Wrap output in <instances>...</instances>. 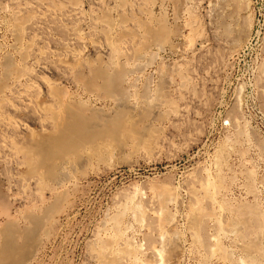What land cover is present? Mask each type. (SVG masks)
Listing matches in <instances>:
<instances>
[{"label":"rangeland","instance_id":"rangeland-1","mask_svg":"<svg viewBox=\"0 0 264 264\" xmlns=\"http://www.w3.org/2000/svg\"><path fill=\"white\" fill-rule=\"evenodd\" d=\"M263 223L264 0H0V231H33L21 264H263Z\"/></svg>","mask_w":264,"mask_h":264},{"label":"bare ground","instance_id":"bare-ground-1","mask_svg":"<svg viewBox=\"0 0 264 264\" xmlns=\"http://www.w3.org/2000/svg\"><path fill=\"white\" fill-rule=\"evenodd\" d=\"M125 4H126V2H125ZM148 11H149V10H148ZM132 12H133V11H132ZM152 15H153V14H152ZM110 17H111V16H110ZM19 19H20V18H19ZM109 20H110V19H109ZM106 21H107V20H106ZM134 21H135V20H134ZM148 21H149V20H148ZM158 21H159V20H158ZM124 22H125V21H124ZM131 22H132V21H131ZM25 23H26V22H25ZM122 23H123V22H122ZM122 23H121V24H122ZM26 24H27V23H26ZM104 24H105V23H104ZM106 24H107V23H106ZM145 24H146V23H145ZM122 25H124V24H122ZM149 25H150V24H149ZM12 26H13V25H12ZM111 26H112V23H111ZM109 28H110V26H109ZM112 28H113V27H112ZM157 29H158V28H157ZM126 30H127V29H126ZM20 31H21V30H20ZM74 31H75V30H74ZM133 31H134V30H133ZM101 32H102V31H101ZM103 32H104V30H103ZM128 32H129V31H127V34H128ZM167 32H168V31H167ZM148 33H149V32H148ZM148 33H147V34H148ZM106 34H107V33H106ZM154 34H155V33H154ZM126 36H127V35H126ZM154 36H155V35H154ZM133 37H134V36H133ZM164 37H165V36H164ZM32 38H33V37H32ZM121 38H122V37H121ZM121 38H120V39H121ZM128 38H130V37H128ZM168 38H169V37H168ZM122 39H125V37L122 38ZM139 39H140V38H139ZM128 40H129V39H128ZM133 40H134V39H133ZM136 40H137V39H136ZM159 40H161V39H159ZM145 41H146V40H145ZM163 41H164V39H163ZM163 41H162V42H163ZM165 41H166V40H165ZM107 42H108V41H107ZM115 42H116V41H115ZM119 42H120V41H119ZM170 42H171V41H170ZM142 43H143V42H142ZM144 43H145V42H144ZM117 44H118V43H117ZM165 44H166V43H165ZM160 45H161V44H160ZM114 46H115V44H114ZM142 46H143V44H142ZM154 46H155V45H154ZM163 46H164V45H163ZM135 47H136V46H135ZM158 47H159V46H158ZM136 48H137V47H136ZM139 48H141V47H139ZM162 48H163V47H162ZM141 49H142V48H141ZM141 49H138V51H140ZM143 49H144V48H143ZM143 49H142V52H143ZM149 49H150V48H149ZM136 50H137V49H136ZM118 51H119V49H118ZM142 52H141V53H142ZM145 52H146V51H145ZM120 53H121V51H120ZM136 53H137V52H136ZM139 53H140V52H139ZM141 53H140V54H141ZM147 53H148V52H147ZM140 54H137V56L140 57V56H141ZM120 55H121V54H120ZM139 55H140V56H139ZM153 56H154V55H153ZM135 57H136V56H135ZM135 57H134V58H135ZM143 57H144V56H143ZM124 58H125V57H124ZM134 58H133V59H134ZM148 58H149V57H148ZM114 59L116 60L117 58L114 57ZM125 59H126V58H125ZM141 59H143V58L141 57ZM141 59H137V60L140 61ZM144 59H145V58H144ZM146 59H147V58H146ZM146 59H145V60H146ZM101 60H102V59H101ZM115 60H114V61H115ZM137 60H134V61H137ZM147 60H148V59H147ZM150 60H151V59H150ZM90 61H91V60H90ZM126 61H128V60H126ZM138 61H137V62H138ZM104 62H105V61H104ZM143 62L145 63L146 61H143ZM143 62H142V63H143ZM153 62H154V61H153ZM153 62H152V63H153ZM115 63H116V62H115ZM117 63H118V62H117ZM134 63H135V62H132V66H133V67H134V65L136 66V64H137V63H136V64H134ZM142 63H141V65H142ZM146 63H147V62H146ZM150 63H151V62H150ZM118 64H122V63H118ZM127 64L129 65V63H127ZM127 64H126V67H128ZM130 64H131V63H130ZM76 65H77V64H76ZM113 65H114V64H113ZM138 65H140V64L138 63ZM90 66H91V65H90ZM117 67H118V65H117ZM117 67H116V68H117ZM122 67L125 68V66H122ZM147 67H148V66H147ZM175 67H176V66H175ZM7 68H8V67H7ZM110 68H111V67H110ZM124 68H123V69L120 68V70H121V71H122V70L124 71ZM130 68H131V67H130ZM136 68H137V67L132 68V69H136ZM162 68H163V67H162ZM128 69H129V68H128ZM96 70H98V69H96ZM96 70H95L94 72H98V71H96ZM112 70H113V69H112ZM120 70L117 71V72H120V73H119L120 75L118 74V75H119V79H118V80H115V82H117V83H115L116 85L113 84V85H115L114 90H115V89H116V90H115V91L112 90L111 92L114 93V95L116 94V95L118 96V97L116 98V101L118 100V101H121V102L123 103V102L126 101V98H127L126 96L129 97V94H128V93H129L130 91L126 94V93L124 92L123 89H122V90H121V88H120V90L118 89L119 87H122V86H123V85H122V86H119V87H118V84H119L118 82H119V81H121L120 83H122V82L124 83V81L126 82V80H125V78H126L125 75H126V74H124V72H123V71L121 72ZM126 70H127V69H126ZM130 70H131V69H130ZM173 70H174V69H173ZM103 71L106 72L105 69H104ZM131 71H132V70H131ZM131 71H130V72H131ZM133 71H134V70H133ZM115 72H116V70H115V68H114V74H116ZM130 72H129V73H130ZM134 72H135V71H134ZM91 73H92V72H91ZM125 73H126V71H125ZM131 73H132V72H131ZM131 73H130V74H131ZM78 74H79V73H78ZM82 74H83V73H82ZM96 74H98V73H96ZM101 74H102V73H101ZM101 74H99V75H101ZM103 74H104V73H103ZM103 74H102V75H103ZM110 74H112V72H111ZM110 74H105V75L108 76V75H110ZM133 74H136V73H133ZM102 75H101V76H102ZM118 75H114V76H118ZM127 75H128V74H127ZM131 75H132V74H131ZM131 75H130V76H131ZM167 75H168V74H167ZM96 76H97V75H96ZM93 77L95 78V76H93ZM93 77H92V78H93ZM109 77L111 78V76H108V77L106 78V79L108 80V83H109V82H112V80L109 81ZM136 77H137V76H136ZM151 77H152V76H151ZM160 77H161V76H160ZM165 77H166V76H165ZM180 77H181V76H180ZM112 78H113V77H112ZM84 79H85V78H84ZM95 79H96V78H95ZM106 79H104V80H105V83H107V80H106ZM149 79H150V78H149ZM189 79H190V78H189ZM85 80H86V79H85ZM92 80H93V79H92ZM96 80H98V79H96ZM104 80H103V81H104ZM151 80H152V79H151ZM165 80H166V79H165ZM83 81H84V80H83ZM89 81H90V80H89ZM89 81H88V82H89ZM100 81H101V80H100ZM78 82H79V81H78ZM91 82H92V81H91ZM93 82H94V80H93ZM98 82H99V81H98ZM98 82H97V83H98ZM101 82H102V81H101ZM133 82H134V81H133ZM137 82H138V81H137ZM145 82H146V81H145ZM145 82H144V83H145ZM163 82H164V81H163ZM183 82H184V81H183ZM183 82H182V83H183ZM188 82H189V81H188ZM113 83H114V82H113ZM129 83H130V82H129ZM129 83H128V85H129ZM102 84H103V83H102ZM109 84H110V83H109ZM126 84H127V83H126ZM126 84H125V85H126ZM150 84H151V83H150ZM90 85H91V84H90ZM92 85H93V83H92ZM99 85H100V84H99ZM103 85H105V84H103ZM103 85H102V86H103ZM107 85H108V84H107ZM107 85H105V87H106L107 89H106L104 86L102 87V91H103V88L106 89V90L104 89L105 91H103V92H106V94L108 93V92H107V91H108V87H107ZM113 85H111V86H113ZM120 85H121V84H120ZM133 85H134V84H133ZM145 85H146V84H145ZM148 85H149V84H148ZM108 86H109V85H108ZM130 86H131V85H129V86L126 87V88H128V90H129V89L131 88ZM168 86H169V85H168ZM92 87H93V86H92ZM97 87H98V86H97ZM97 87H96V88H97ZM129 87H130V88H129ZM132 87H133V86H132ZM161 87H162V86H161ZM166 87H167V86H166ZM94 88H95V87H94ZM99 88H101V86H100ZM109 88H110V87H109ZM126 88H125V89H126ZM149 88H150V87H149ZM162 88H163V87H162ZM111 89H112V88H111ZM133 89H134V87H133ZM159 89H161V88H159ZM97 90H98V88H97ZM128 90L126 89L125 91H128ZM92 91H94V89H92ZM156 91H157V90H156ZM159 91H160V90H159ZM136 92H137V91H136ZM95 93H97V91H95ZM98 93H99V92H98ZM130 93H131V92H130ZM132 93H133V92H132ZM100 94H101V93H100ZM106 94H105V95H106ZM125 94H126V95H125ZM135 94H136V93H135ZM147 94H148V93H146V95H147ZM108 95H110V91H109ZM116 95H115V96H116ZM143 95H144V92H143ZM106 96H107V95H106ZM106 96H104V97L106 98ZM110 96H113V95H110ZM133 96H134V95H133ZM137 96H138V95H137ZM71 97H72V96H71ZM108 97H109V96H108ZM145 97H146V96H145ZM143 98H144V97H143ZM146 98H147V97H146ZM151 98H152V97H151ZM108 99H109V98H108ZM113 99H114V98H113ZM134 99H135V98H134ZM160 99H161V98H160ZM129 100H130V97H129V99H128L127 101H129ZM110 101H111V100H110ZM143 101H144V100H143ZM159 101H160V100H159ZM68 102H69V101H68ZM135 102H136V101H135ZM72 103H73V102H72ZM122 103H121V105H122ZM125 103H127V102H125ZM149 103H150V102H149ZM67 104H68V103H67ZM70 104H71V103H70ZM70 104H69V105H70ZM115 104H116V102H115ZM117 104H118V103H117ZM127 104H128V103H127ZM130 104H131V103H130ZM154 104H155V103H154ZM74 105H75V104H74ZM112 105H113V104H112ZM64 106H66V105L64 104ZM119 106H120V105H119ZM128 106H129V105H128ZM132 106H133V105H132ZM151 106H152V105H151ZM165 106H166V105H165ZM103 107H104V106H103ZM125 107H126V106H125ZM148 107H149V106H148ZM152 107H153V106H152ZM82 108H83V107H82ZM145 108H146V107H145ZM126 109H127V108H126ZM63 110H64V109H63ZM100 110H101V109H100ZM131 110H132V109H131ZM75 111H76V110H75ZM103 111H104V110H103ZM157 111H158V110H157ZM159 113H160V112H159ZM77 114H80V113H77ZM107 114H108V113H107ZM131 115H132V114H131ZM83 116H85V115H83ZM109 119H111V117H110ZM78 120H79V119H78ZM88 120H89V119H88ZM114 120H115V119H114ZM82 121H83V120H82ZM101 121H102V120H101ZM101 121H100V122H101ZM65 122H66V121H65ZM103 122H105V120H103ZM107 122H108V121H107ZM107 122H106V123H107ZM109 122H110V121H109ZM106 123H105V124H106ZM88 124H89V123H88ZM81 125H82V124H81ZM81 125H80V127L83 126V125H82V126H81ZM86 125H87V123H86ZM102 125H103V124H102ZM65 126H66V125H65ZM78 126H79V125H78ZM116 127H117V126H116ZM59 128H60V127H59ZM106 128H107V127H106ZM71 129H72V128H71ZM79 129H80V128H79ZM82 129L86 130L85 127H82V128H81V131H82ZM87 129H88V128H87ZM92 129H93V128H92ZM107 129H108V128H107ZM118 129H119V128H118ZM120 129H121V128H120ZM66 130H67V129H66ZM77 130H78V129H77ZM68 131H72V130H68ZM68 131H67V132H68ZM238 131H239V130H238ZM86 132H87V131H86ZM59 133H60V132H59ZM68 133H69V132H68ZM91 133H92V132H91ZM71 134H72V133H71ZM83 134H84V133H83ZM56 135H57V134H56ZM63 135H64V134H63ZM85 135H86V134H85ZM102 135H103V134H102ZM102 135H101V136H102ZM108 135H109V134H108ZM110 135H111V134H110ZM130 135H131V134H130ZM66 137H67V134H66ZM66 137L64 136V138H66ZM71 137H72V135H71ZM73 137H74V136H73ZM83 137H84V136H83ZM85 137H86V136H85ZM92 137H93V136H92ZM237 137H238V136H237ZM79 138H80V137H79ZM67 139H68V138H67ZM113 139H114V138H113ZM113 139H112V140H113ZM54 141H55V140H54ZM64 141H65V139H64ZM91 144H93V143H91ZM101 144H102V143H101ZM58 145H59V144H56L55 147L58 146ZM66 145H67V144H66ZM85 145H86V144H85ZM104 145H107V146H108V144H105V143L103 144V146H104ZM107 146H106V147H107ZM47 147H48V146H47ZM59 147H60V146H59ZM83 147H84V146H83ZM102 148H103V147H102ZM50 149H51V148H50ZM76 149H78V147H77ZM81 149H82V148H81ZM81 149H80V150H81ZM82 150H83V149H82ZM101 150H102V149H101ZM101 150H100V151H101ZM232 150H233V149H232ZM76 151H78V150H76ZM83 151H84V150H83ZM105 151H106V150H105ZM40 152H41V151H40ZM222 152H223V151H222ZM76 153H77V152H76ZM99 153H100V152H99ZM105 153H106V152H105ZM107 153H108V152H107ZM39 154H41V153H39ZM66 154H67V153H66ZM100 154H101V153H100ZM77 155H78V153H77ZM51 156H52V155H51ZM67 156H68V155H67ZM82 156H83V155H82ZM62 157H63V156H62ZM62 157H60L61 160H59V163H57L58 166H56V167H59L58 169H60V170H62V169L64 170V168L66 167V165L69 164V166H70V163H71L69 158H65V159H63ZM68 157H69V156H68ZM78 157H79V155H78ZM52 158H53V157H52ZM221 158H222V157H221ZM37 160H38V159H37ZM72 161H73V160H72ZM220 163H221V162H220ZM227 164H228V163H227ZM54 166H55V165H54ZM220 166H221V165H220ZM45 167H46V166H45ZM67 167H68V166H67ZM67 167H66V168H67ZM35 168H37V167H35ZM228 168H229V167H228ZM54 169H55V170H54ZM56 169H57V168H53L54 171H56ZM58 169H57V170H58ZM44 171H45V170H44ZM66 171L68 172V170H66ZM38 172H39V171H38ZM48 172H49V171H48ZM51 172H53V171L51 170ZM64 172H65V170H64ZM58 173H59V172H58ZM64 174H65V173H63V175H64ZM255 174H256V173H255ZM51 175H52V174H51ZM53 175H54V173H53ZM66 175H68V174H66ZM250 176H251V175H250ZM54 177L57 178V180H58V175H54ZM54 177H53V179H55ZM59 177H60V176H59ZM65 177H66V176H65ZM67 177H68V176H67ZM218 177H219V176H218ZM220 177H222V175H221ZM63 178H64V177H63ZM63 178L61 177V179H63ZM222 178H223V177H222ZM59 179H60V178H59ZM252 179H253V178H252ZM63 180H65V179H63ZM223 180H224V179H223ZM223 180H222V181H223ZM214 181H215V180H214ZM222 181H221V182H222ZM60 182H62V181H60ZM208 183H209V182H208ZM254 188H255V187H254ZM214 195H215V194H214ZM206 197H207V196H206ZM60 199H61V198H60ZM66 199H67V198H66ZM177 201H178V200H177ZM178 203H179V202H178ZM217 204H218V203H217ZM42 205H43V204H42ZM47 205H48V204H47ZM179 205H180V204H179ZM229 205H230V204H229ZM192 207H193V206H192ZM240 208H241V207H240ZM247 208H248V207H247ZM252 208H253V207H252ZM235 210H236V209H235ZM238 210H239V207H238ZM244 210H245V207H244ZM247 210H249V209H247ZM255 210H256V209H255ZM257 210H258V209H257ZM24 211H25V210H24ZM29 211H30V210H29ZM64 211H65V210H64ZM236 211H237V210H236ZM240 211H241V209H240L238 212L240 213ZM252 211H253V210H252ZM49 212H50V211H49ZM229 212H230V211H229ZM246 212H247V211H245V213H246ZM250 212H251V210H250ZM25 213H27V212L25 211ZM239 213H237V215H238ZM257 213H258V212H257ZM241 214H242V213H241ZM249 214H250V213H249ZM254 214H255V213H254ZM254 214H253V215H254ZM30 215H31V214H30ZM201 215H202V214H201ZM212 215H213V214H212ZM244 215H245V214H244ZM250 215L253 216L252 214H250ZM256 215H257V214H256ZM31 216H32V215H31ZM242 216H243V215H242ZM248 216H249V215H248ZM248 216H247V217H244V216H243V217H244L245 219L248 218L249 220H248V219H247V220L250 221V218H251V217H250V216L248 217ZM193 217H194V216H193ZM210 217H211V216H210ZM243 217L241 218V221H242ZM36 218H37V217H36ZM196 220H198V219L196 218ZM200 220H201V218H200ZM238 220H240V219L238 218ZM32 221H33V225H34V228H32V229L37 228L36 230H38V227H37V226L40 225L39 222H38V220H32ZM196 222H197V221H196ZM246 222H247V221H246ZM246 222H244V223H245L244 225H247V227H248V224H250V223H246ZM44 223H45V222H44ZM44 223H42V226L44 225ZM234 223H235V222H234ZM263 224H264V223H263ZM170 225H171V224H170ZM191 225H192V224H191ZM226 225H227V224H226ZM199 226H200V225H199ZM1 227H2V226H1ZM14 227H15V226H14ZM171 227H172V225H171ZM240 227H242L241 224H240ZM40 228H42V227H40ZM189 228H190V227H189ZM245 228H246V226H245ZM248 228H249V227H248ZM14 229H15V228H14ZM236 229H237V228H236ZM47 230H48V229H47ZM196 230H198V229H196ZM27 231H29V232H27V234H25L24 232H20V231H19V232H18V231L16 232L15 230H13L12 227H9V226H8L7 228H4L2 231H0V237H2L1 240L5 239V243L0 242V243H1V244H0V264H21V263H22V260H21V259H22V255H21V256L19 255L20 257H17V256L15 255V252L17 251V247H18L17 242H19V239L22 238V240H23V239H28V238H30V237H29V235H31L30 232H31L32 235H33V231H31V230H27ZM199 231H200V230H199ZM233 231H234V230H233ZM35 232H36V231H35ZM37 232H38V231H37ZM260 232H261V231H260ZM40 233H41V231H40ZM44 233H45V232H44ZM44 233H43V234H44ZM231 233H232V231H231ZM231 233H230V235H231ZM36 234H38V233H35V235L33 236V238H34L35 236H37ZM241 234H242V233H241ZM255 234H256V233H255ZM232 235H233V234H232ZM24 236H25V237H24ZM258 236H259V235H258ZM261 236H262V235H261ZM23 237H24V238H23ZM243 237H244V236H243ZM33 238H32V239H33ZM35 238H36V237H35ZM195 239H196V238H195ZM34 240H35V239H34ZM20 241H21V240H20ZM23 241H24V240H23ZM26 241H27V240H26ZM29 241H30V239H29ZM250 241H251V240H250ZM256 241H257V240H256ZM3 242H4V240H3ZM34 242H35V241H34ZM34 242L32 241L31 244L34 243ZM252 242H253V241H252ZM19 243H20V242H19ZM29 243H30V242H29ZM249 243H250V242H249ZM21 244H22V242H21ZM24 244H25V243H24ZM244 244H245V243H244ZM252 244H253V243H252ZM252 244H249L250 247H249V246H243V247H242V251H243V248H246V247H247V248L249 247L248 250L251 251L250 249L253 248L252 246H254V248H256L257 244H259V243L257 242V244H255V242H254V245H252ZM246 245H247V244H246ZM251 245H252V246H251ZM255 245H256V246H255ZM259 245H260V244H259ZM31 246H32V245H31ZM240 246H241V244H240ZM15 247H16V249H15ZM26 247H27V244H26ZM26 247H25L24 249H29V248H26ZM28 247H29V246H28ZM201 247H202V246H201ZM257 247H259V246H257ZM20 248H21V247H20ZM260 248H261V247H260ZM260 248H259V249H260ZM260 250H261V249H260ZM29 251H30V249H29ZM112 251H113V250H112ZM217 251L219 252L220 250H217ZM217 251H214V252H217ZM21 252H22V251H20V253H21ZM114 252H115V251H114ZM117 252H118V251H117ZM212 252H213V250H212ZM243 252H247V251L245 250V251H243ZM243 252H242V253H243ZM254 252H255V251H254ZM261 252H263V254H264V251L261 250ZM261 252H260V253H261ZM22 253H23V252H22ZM22 253H21V254H22ZM179 253H180V252H179ZM179 253H178V254H179ZM247 253H248V252H247ZM247 253H246V254H247ZM252 253H253V252H252ZM214 254H215V253H214ZM224 254H225V253H224ZM227 254H228V253H227ZM243 254H245V253H243ZM248 254L250 255V253H248ZM253 254H254V253H253ZM253 254H251V255H253ZM255 254L257 255V253H255ZM30 255H31V254H30ZM228 255H229V254H228ZM260 255H262V254H260ZM224 256H225V255H224ZM244 256H245V255H244ZM258 256H259V255H258ZM106 257H107V256H106ZM213 257H214V256H213ZM229 257H231V256H229ZM17 258H21V259H17ZM248 258H249V257H248ZM260 258H261V257H260ZM262 258H264V255H262ZM262 258H261L260 260L263 261ZM28 259H29V258H28ZM176 259H177V258H176ZM225 259H226V257H225ZM250 259H251V258H250ZM24 260H27V259H24ZM226 260H229V259H226ZM247 260H248V259H247ZM107 261H108V260H107ZM207 261H208V260H207ZM243 261H244V260H243ZM243 261L241 262V264H245V263H243ZM248 261H250V260H248ZM248 261H246L247 264H251V263L248 262ZM253 261H255V260L253 259ZM118 262H119V261H118ZM171 262H172V261H171ZM174 262H175V261H173V263H174ZM23 264H24V262H23ZM110 264H111V262H110ZM209 264H210V263H209ZM256 264H260L259 261L256 262ZM263 264H264V263H263Z\"/></svg>","mask_w":264,"mask_h":264}]
</instances>
